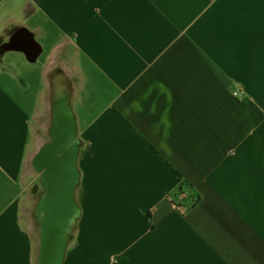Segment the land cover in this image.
<instances>
[{"label":"crops","instance_id":"obj_1","mask_svg":"<svg viewBox=\"0 0 264 264\" xmlns=\"http://www.w3.org/2000/svg\"><path fill=\"white\" fill-rule=\"evenodd\" d=\"M17 30L76 33L90 73L79 264H264V0H0V264L27 252L12 222L35 102Z\"/></svg>","mask_w":264,"mask_h":264},{"label":"water","instance_id":"obj_2","mask_svg":"<svg viewBox=\"0 0 264 264\" xmlns=\"http://www.w3.org/2000/svg\"><path fill=\"white\" fill-rule=\"evenodd\" d=\"M41 38L17 30L9 40L24 49V61L41 76L26 121L12 225L25 239L26 264H71L86 253L99 134L87 123L89 78L80 66L77 34L67 32L47 48ZM4 63L3 52L0 67ZM21 73L18 68L19 86L31 88Z\"/></svg>","mask_w":264,"mask_h":264},{"label":"rangeland","instance_id":"obj_3","mask_svg":"<svg viewBox=\"0 0 264 264\" xmlns=\"http://www.w3.org/2000/svg\"><path fill=\"white\" fill-rule=\"evenodd\" d=\"M56 37L55 38H51L50 36L49 37H45L44 36L40 40L44 44V46L47 48L52 43V40L57 39ZM15 56L16 55H14V54H9L8 55V57L10 59L15 58ZM16 57H18V56H16ZM20 61H21V59H20ZM80 66L85 71L86 76L89 78L88 87H87L86 92H84V97L85 98L87 97V101H88V104H89L90 114L87 116V118H88V121L90 120V122H91L93 120V115L96 114V112H97V110H98L99 107H97V104L96 105L90 104L93 101V99H94L93 86H92V83H91V80H90V73L83 67L81 60H80ZM21 70H22L21 71L22 72L21 73L22 74V77L25 78L28 82L31 83V89H32L31 96L34 98L33 99V103H34V102H36L35 89L38 90V88L41 86V76L39 75V73L36 70H34L33 68H31L28 64H26V66H23V68ZM88 92H89V95H88ZM91 107H92V110H91ZM90 219H91V216H90V209H89L88 214L86 216V223H85V226H84V247L86 249V253L83 255L81 261L85 260L86 256H89L90 255V253L88 252V248L86 246V243H87V232H86V228L88 227V224L90 222ZM9 232L10 231H7L6 232L7 233L5 235L6 238H7ZM10 236L13 237L12 233H10ZM16 236H18V235H14V238L15 239L17 238ZM11 237H10V239H12ZM17 259H18V262L17 261H14L13 264H20V261H21L22 257H17ZM80 262H75V263H71V264H79ZM10 264H12V263H10Z\"/></svg>","mask_w":264,"mask_h":264},{"label":"flooded vegetation","instance_id":"obj_4","mask_svg":"<svg viewBox=\"0 0 264 264\" xmlns=\"http://www.w3.org/2000/svg\"><path fill=\"white\" fill-rule=\"evenodd\" d=\"M12 44H14V43H12Z\"/></svg>","mask_w":264,"mask_h":264}]
</instances>
